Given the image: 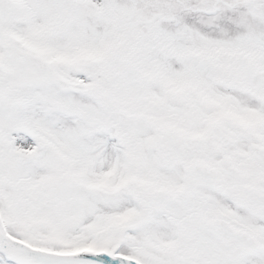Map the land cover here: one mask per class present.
Masks as SVG:
<instances>
[{
  "label": "snow or ice",
  "instance_id": "1",
  "mask_svg": "<svg viewBox=\"0 0 264 264\" xmlns=\"http://www.w3.org/2000/svg\"><path fill=\"white\" fill-rule=\"evenodd\" d=\"M0 264H264V0H0Z\"/></svg>",
  "mask_w": 264,
  "mask_h": 264
}]
</instances>
